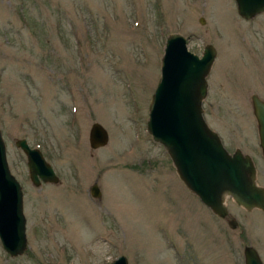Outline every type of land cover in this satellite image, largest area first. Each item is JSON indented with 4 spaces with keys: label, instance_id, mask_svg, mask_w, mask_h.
I'll list each match as a JSON object with an SVG mask.
<instances>
[{
    "label": "rangeland",
    "instance_id": "374dc122",
    "mask_svg": "<svg viewBox=\"0 0 264 264\" xmlns=\"http://www.w3.org/2000/svg\"><path fill=\"white\" fill-rule=\"evenodd\" d=\"M170 33L198 56L214 48L203 118L228 152L253 159L264 185L249 100H264V11L244 19L234 0H0V133L26 238L15 256L0 243V264H108L118 255L128 264H244L246 245L264 264V214L227 197L230 228L146 130ZM93 122L108 134L95 149ZM18 138L40 150L56 183L29 181Z\"/></svg>",
    "mask_w": 264,
    "mask_h": 264
},
{
    "label": "water",
    "instance_id": "95a60500",
    "mask_svg": "<svg viewBox=\"0 0 264 264\" xmlns=\"http://www.w3.org/2000/svg\"><path fill=\"white\" fill-rule=\"evenodd\" d=\"M234 3L237 14L247 20L264 11V0H234ZM199 22L202 24L203 19ZM214 56L215 50L210 44L203 46L199 57L187 49L184 36L167 35L159 78L148 105L146 130L153 141L163 146L189 191L214 214L219 217L227 214L224 203L227 197L246 210L257 208L264 212V187L255 182L251 157L240 149L228 152L203 118L205 76ZM249 100L264 157V100L256 94ZM87 140L91 149L104 146L108 140L106 129L98 122L91 123ZM14 145L25 155L28 178L34 186L57 182L58 177L40 150L30 147L24 138L15 139ZM89 194L93 198L100 197L97 184L89 187ZM228 224L234 228L236 222L231 220ZM0 243L10 256L22 253L26 246L21 186L9 171L1 133ZM243 263L263 264L250 245L243 247ZM108 264L128 262L124 255H118Z\"/></svg>",
    "mask_w": 264,
    "mask_h": 264
},
{
    "label": "flooded vegetation",
    "instance_id": "af4514ba",
    "mask_svg": "<svg viewBox=\"0 0 264 264\" xmlns=\"http://www.w3.org/2000/svg\"><path fill=\"white\" fill-rule=\"evenodd\" d=\"M262 158L264 159V157H263V155H262ZM252 161H253V159H252ZM253 164H254V161H253ZM254 167H255V172H256V174H255V182H256V184L258 185V186H262V187H264V185H261V184H258L257 183V181H256V177H257V168H256V166H255V164H254ZM227 198H225V200H226ZM237 205V204H236ZM239 208H241V209H244L243 207H241V206H239V205H237ZM209 209V208H208ZM254 209H256L257 211H259V212H262L263 214H264V212L263 211H261L260 209H257V208H254ZM210 210V209H209ZM227 210V209H226ZM245 211H249V210H246V209H244ZM211 211V210H210ZM211 213L212 214H214L212 211H211ZM215 216H217L219 219H222L223 221H226L227 222V225L229 226V221H231V220H234V219H232L229 215H228V212H227V214L224 216V217H219L218 215H216V214H214Z\"/></svg>",
    "mask_w": 264,
    "mask_h": 264
}]
</instances>
